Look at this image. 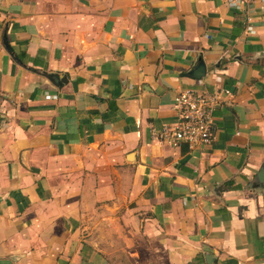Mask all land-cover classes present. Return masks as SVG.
<instances>
[{
    "label": "crops",
    "instance_id": "1",
    "mask_svg": "<svg viewBox=\"0 0 264 264\" xmlns=\"http://www.w3.org/2000/svg\"><path fill=\"white\" fill-rule=\"evenodd\" d=\"M246 13L0 0V264H264V7ZM184 90L228 92L204 147L151 135Z\"/></svg>",
    "mask_w": 264,
    "mask_h": 264
},
{
    "label": "built area",
    "instance_id": "2",
    "mask_svg": "<svg viewBox=\"0 0 264 264\" xmlns=\"http://www.w3.org/2000/svg\"><path fill=\"white\" fill-rule=\"evenodd\" d=\"M225 5L235 11H249L257 6L264 7V0H224ZM247 14V13H246ZM247 22L250 16L245 15ZM226 90L211 94H197L192 90H184L173 99L176 119L165 125L158 132L151 131L157 143H164L176 148L185 144L188 149L204 147L211 142L210 118L214 107L220 103L221 95Z\"/></svg>",
    "mask_w": 264,
    "mask_h": 264
},
{
    "label": "water",
    "instance_id": "3",
    "mask_svg": "<svg viewBox=\"0 0 264 264\" xmlns=\"http://www.w3.org/2000/svg\"><path fill=\"white\" fill-rule=\"evenodd\" d=\"M188 74L194 79H200L204 74V66L202 64H197L196 67ZM258 179L261 180V182L264 181L262 171H260V173L258 174Z\"/></svg>",
    "mask_w": 264,
    "mask_h": 264
}]
</instances>
